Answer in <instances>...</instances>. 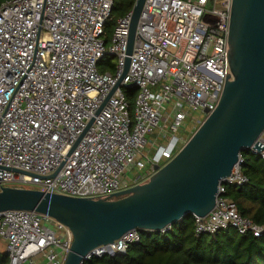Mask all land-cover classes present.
<instances>
[{
  "label": "built area",
  "instance_id": "built-area-1",
  "mask_svg": "<svg viewBox=\"0 0 264 264\" xmlns=\"http://www.w3.org/2000/svg\"><path fill=\"white\" fill-rule=\"evenodd\" d=\"M231 4L144 0L119 82L131 11L116 20L106 46L113 0L0 3V188L96 201L148 183L215 111L225 84ZM106 55L116 59L112 71L98 72ZM129 89L135 92L132 116ZM191 111L205 117L194 119L182 137ZM257 141L264 147V133ZM251 153L264 160V150ZM242 162L226 184L246 182ZM223 192L222 185L207 216L194 217L196 235L227 228L262 235L264 228L242 217ZM0 240L9 264H37L39 257L63 264L73 234L46 215L9 210L0 212ZM138 241L132 230L86 260L125 253Z\"/></svg>",
  "mask_w": 264,
  "mask_h": 264
},
{
  "label": "water",
  "instance_id": "water-1",
  "mask_svg": "<svg viewBox=\"0 0 264 264\" xmlns=\"http://www.w3.org/2000/svg\"><path fill=\"white\" fill-rule=\"evenodd\" d=\"M231 2L225 84L215 111L148 183L96 201L8 186L0 188V212L33 211L67 227L73 242L63 264H82L93 250H109L132 230L160 232L189 215L207 216L241 153L264 150L257 141L264 133V0ZM134 4L119 82L129 67L144 0Z\"/></svg>",
  "mask_w": 264,
  "mask_h": 264
},
{
  "label": "trees",
  "instance_id": "trees-1",
  "mask_svg": "<svg viewBox=\"0 0 264 264\" xmlns=\"http://www.w3.org/2000/svg\"><path fill=\"white\" fill-rule=\"evenodd\" d=\"M7 0H0L3 3ZM135 0H113L111 16L124 17L134 7ZM106 30L110 23L107 22ZM112 57L104 56L98 63L103 72L111 73ZM135 92L126 91L129 108ZM240 171L246 182L224 184L222 198L234 202L240 215L264 228V160L249 151L241 153ZM16 187H19L16 185ZM192 215L171 226L166 233L138 231L139 241L130 244L125 253L104 255L85 260L82 264H264V233L239 234L233 228L214 235H196ZM0 264H9L8 254L0 251Z\"/></svg>",
  "mask_w": 264,
  "mask_h": 264
},
{
  "label": "rangeland",
  "instance_id": "rangeland-1",
  "mask_svg": "<svg viewBox=\"0 0 264 264\" xmlns=\"http://www.w3.org/2000/svg\"><path fill=\"white\" fill-rule=\"evenodd\" d=\"M213 6L212 4H208V9H212ZM111 20H109V27L107 28V30L105 29V38L104 40L106 41V46H108L110 44V36L112 35V32L115 28V26L117 25V22L116 20L120 17L118 16H111ZM112 62L115 63L116 59L115 58H112ZM105 71H109L107 68L105 69ZM98 72H103L100 68H98ZM130 110V114L132 116V113H133V104L131 106V108H129ZM205 117V115L201 112H194V111H191V117L190 119H187L185 122H184V125L186 126V129L184 131L181 132L180 136H184V137H187L190 135V132L192 131L193 127H194V119H198L199 121L200 120H203ZM148 168L146 167L144 171H147ZM0 251H3V242L2 240H0ZM5 252V251H4ZM36 262L37 264H44V260L42 259V257H39V258H36Z\"/></svg>",
  "mask_w": 264,
  "mask_h": 264
},
{
  "label": "crops",
  "instance_id": "crops-1",
  "mask_svg": "<svg viewBox=\"0 0 264 264\" xmlns=\"http://www.w3.org/2000/svg\"><path fill=\"white\" fill-rule=\"evenodd\" d=\"M3 250H4V244H3Z\"/></svg>",
  "mask_w": 264,
  "mask_h": 264
}]
</instances>
